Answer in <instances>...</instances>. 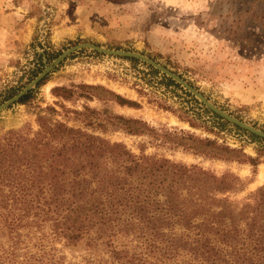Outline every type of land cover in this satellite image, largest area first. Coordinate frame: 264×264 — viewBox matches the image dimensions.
I'll list each match as a JSON object with an SVG mask.
<instances>
[{"label": "trees", "instance_id": "obj_1", "mask_svg": "<svg viewBox=\"0 0 264 264\" xmlns=\"http://www.w3.org/2000/svg\"><path fill=\"white\" fill-rule=\"evenodd\" d=\"M51 94L58 101L37 115L36 130L26 124L0 134V264H264V184L232 199L252 179L143 150L136 155L95 131L147 136L194 156L249 164L253 176L260 154L91 108L92 101L140 108L102 85L57 86ZM78 101L81 110L64 105ZM55 106L84 128L53 118L60 115Z\"/></svg>", "mask_w": 264, "mask_h": 264}, {"label": "rangeland", "instance_id": "obj_2", "mask_svg": "<svg viewBox=\"0 0 264 264\" xmlns=\"http://www.w3.org/2000/svg\"><path fill=\"white\" fill-rule=\"evenodd\" d=\"M80 43L141 53L180 76L222 111L264 132V0H0V104L35 77L32 70L40 73L45 62ZM147 66L79 50L32 89L25 103L0 112V134L26 124L36 130L37 115L58 101L51 94L53 87L102 85L138 102L140 108L98 101L89 102L91 108L140 118L157 130L189 132L262 157L253 176L249 164L194 156L147 136L98 130L96 134L123 143L136 155L143 150L145 155L197 165L218 176L232 172L245 183L252 179L232 199H242L263 185L264 140L253 141L250 133L225 120L220 125L191 94L175 82L166 85L164 75L150 73ZM82 104L64 102L77 110ZM55 108L60 115L53 118L84 128ZM185 119L197 125L190 126Z\"/></svg>", "mask_w": 264, "mask_h": 264}, {"label": "water", "instance_id": "obj_3", "mask_svg": "<svg viewBox=\"0 0 264 264\" xmlns=\"http://www.w3.org/2000/svg\"><path fill=\"white\" fill-rule=\"evenodd\" d=\"M87 49L91 50L100 54H104L111 57H120V58H127V59H134L138 60L146 65L150 66L151 68L155 69L165 77L171 79L173 82L178 84L184 90H186L189 94H191L195 99H197L205 108L211 111L213 114L220 117L222 120H225L231 123L238 128L245 130L246 132L257 136L260 139L264 140V132L256 129L255 127L239 120L228 113L222 111L220 108L216 107L214 104L209 102L200 92H198L195 88H193L188 82L182 79L177 74L173 73L166 67L162 66L161 64L157 63L156 61L152 60L151 58L133 51H126V50H115V49H108L104 47L97 46L91 43H80L74 46L69 47L65 51L61 52L52 62L49 64H44V68L40 73H38L29 83H27L17 94L0 104V112L7 109L9 106L17 103L25 94L30 92L34 89L41 80H43L49 73L52 72L54 68H56L62 61L67 59L73 53H76L79 50Z\"/></svg>", "mask_w": 264, "mask_h": 264}, {"label": "bare ground", "instance_id": "obj_4", "mask_svg": "<svg viewBox=\"0 0 264 264\" xmlns=\"http://www.w3.org/2000/svg\"><path fill=\"white\" fill-rule=\"evenodd\" d=\"M260 179L264 180V172L260 175Z\"/></svg>", "mask_w": 264, "mask_h": 264}, {"label": "crops", "instance_id": "obj_5", "mask_svg": "<svg viewBox=\"0 0 264 264\" xmlns=\"http://www.w3.org/2000/svg\"><path fill=\"white\" fill-rule=\"evenodd\" d=\"M24 24H26V25H27V22H25ZM24 27H25V25H24Z\"/></svg>", "mask_w": 264, "mask_h": 264}]
</instances>
